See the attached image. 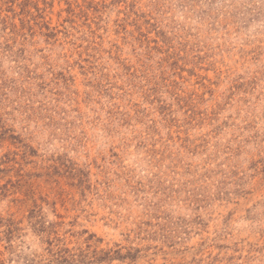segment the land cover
<instances>
[{"label": "rangeland", "instance_id": "obj_1", "mask_svg": "<svg viewBox=\"0 0 264 264\" xmlns=\"http://www.w3.org/2000/svg\"><path fill=\"white\" fill-rule=\"evenodd\" d=\"M0 264H264V0H0Z\"/></svg>", "mask_w": 264, "mask_h": 264}, {"label": "trees", "instance_id": "obj_2", "mask_svg": "<svg viewBox=\"0 0 264 264\" xmlns=\"http://www.w3.org/2000/svg\"><path fill=\"white\" fill-rule=\"evenodd\" d=\"M12 224V222L10 223V225ZM14 229H13V226L12 227H10L8 230H7V232H5L6 233V238L5 239H7L9 242L10 241H12V238H13V235H14Z\"/></svg>", "mask_w": 264, "mask_h": 264}]
</instances>
